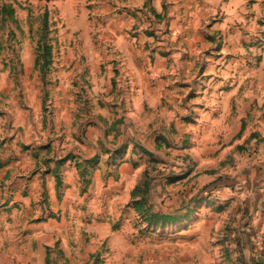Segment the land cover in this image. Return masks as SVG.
<instances>
[{
  "label": "rangeland",
  "instance_id": "374dc122",
  "mask_svg": "<svg viewBox=\"0 0 264 264\" xmlns=\"http://www.w3.org/2000/svg\"><path fill=\"white\" fill-rule=\"evenodd\" d=\"M157 3L0 0V264H229L245 248L264 0ZM141 72L172 113L142 107ZM126 121L156 144L127 130L118 147Z\"/></svg>",
  "mask_w": 264,
  "mask_h": 264
},
{
  "label": "crops",
  "instance_id": "0c3cea01",
  "mask_svg": "<svg viewBox=\"0 0 264 264\" xmlns=\"http://www.w3.org/2000/svg\"><path fill=\"white\" fill-rule=\"evenodd\" d=\"M158 3L156 4V9L161 13L162 11V1L163 0H156ZM137 61V60H136ZM169 65L168 58L164 57L161 52L156 51L154 53V74L155 75H162L161 72L163 70H167ZM152 72V70H151ZM139 73V72H138ZM142 74L145 75V78L142 79L138 76H136V79L133 78V80L136 82V86H134L135 90L136 88L139 87L138 90H136V93L138 94L139 97L142 98V107L148 103L149 107H152L153 109L155 107H162L165 110V113L168 112H173V107L172 106H167L165 101L170 97L172 94L171 90H164V89H159V88H150L148 87V82H150V74H145L144 72H141ZM140 73V74H141ZM142 83H141V82ZM145 83H147V86H145ZM157 93V94H156ZM154 94H156L154 96ZM154 96V97H153ZM137 100V99H136ZM146 100V102H145ZM135 111L140 112L141 108L139 106H134ZM177 108V107H175ZM106 115V131L108 132V126L107 124H111V120L108 119ZM176 117V115H175ZM175 123V122H174ZM127 121L125 122L124 125H118L116 127V130L113 131L119 141V146H121V143L124 142V137H126V132L127 130H131L133 132L132 135L133 138L137 139L140 138L141 140L144 138L145 140L148 139L149 144H156L154 141L156 140L155 138L159 134L157 129L153 130L151 132V136L148 138L144 134L139 135L137 130H136V123L134 121L135 126L133 127L132 125H129ZM139 126H142V123L140 122ZM171 126V124H170ZM173 126V125H172ZM122 131V132H121ZM142 132L143 130L140 129ZM106 132V133H107ZM129 135H127L128 137ZM109 133L106 134V142L107 139L109 138ZM153 140H150L152 139ZM148 150H150L148 148ZM151 151V150H150ZM126 157L124 158V160ZM255 159H252L250 162L251 167L255 171L254 176L258 174L263 173L264 171V157L261 158V161L257 163V167H255L254 164ZM261 167V169L259 168ZM131 168L130 165L123 162L119 164L118 166V173L120 175H127L131 174L130 172ZM252 189L249 192H246L247 194L244 195L242 193L237 192L234 195H241V199L246 198L243 206V210L241 211V219L240 223L238 222L237 224L240 225V228L238 229L237 232V238H241L245 242L244 249H242L241 252L235 251L234 253L231 254V260L229 261V264H239L237 261L238 258L242 259V261L245 264H264V188H248V190Z\"/></svg>",
  "mask_w": 264,
  "mask_h": 264
}]
</instances>
